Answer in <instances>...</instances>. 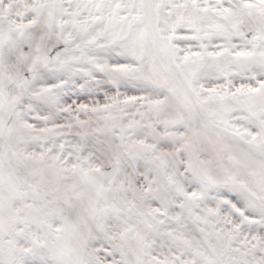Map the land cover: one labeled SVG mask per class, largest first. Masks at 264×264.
I'll list each match as a JSON object with an SVG mask.
<instances>
[{
	"label": "snow or ice",
	"instance_id": "snow-or-ice-1",
	"mask_svg": "<svg viewBox=\"0 0 264 264\" xmlns=\"http://www.w3.org/2000/svg\"><path fill=\"white\" fill-rule=\"evenodd\" d=\"M0 264H264V0H0Z\"/></svg>",
	"mask_w": 264,
	"mask_h": 264
}]
</instances>
